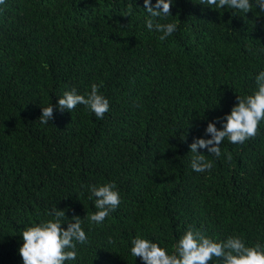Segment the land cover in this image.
Here are the masks:
<instances>
[{"label":"trees","instance_id":"1","mask_svg":"<svg viewBox=\"0 0 264 264\" xmlns=\"http://www.w3.org/2000/svg\"><path fill=\"white\" fill-rule=\"evenodd\" d=\"M170 13L160 22L178 27L162 40L145 25L143 0L0 6V264H23L20 231L54 205L65 210L62 227L78 215L88 236L65 264H144L133 237L172 252L189 227L264 243V120L243 143L225 138L219 157L198 149L213 163L203 173L189 152L208 138L209 120L221 127L216 118L255 89L264 12L173 0ZM93 83L110 101L103 119L77 105L40 122L65 90L85 94ZM109 181L121 203L90 224L86 186Z\"/></svg>","mask_w":264,"mask_h":264},{"label":"clouds","instance_id":"2","mask_svg":"<svg viewBox=\"0 0 264 264\" xmlns=\"http://www.w3.org/2000/svg\"><path fill=\"white\" fill-rule=\"evenodd\" d=\"M6 0H0V6ZM146 13L145 25L149 31L161 33L160 39H166L177 30L174 22H160L171 15L170 7L173 0H143ZM253 3L264 12V0H202V4L214 8H231L247 13ZM160 18V19H156ZM255 89L251 94L237 96V103L229 113L217 117L221 127L209 120L205 128L208 138H195L189 145L191 152L190 167L195 172L203 173L213 167L212 161L206 160L198 149H207V153L215 157L221 156V143L227 138L231 143H243L257 133L264 120V70L255 77ZM77 105H84L98 119H103L110 111L109 98L100 91V85L93 83L91 90L80 94L76 88L65 90L52 103L42 107L39 117L42 124L53 119L54 107L58 110L71 111ZM231 157L229 156V159ZM88 198L93 200L95 211L87 213L90 224L100 225L105 218L121 203V194L115 182L109 181L86 186ZM48 219L25 226L21 231L22 244L19 253L23 264H65L66 261L77 259V243L83 244L88 236L82 227L83 219L73 216L67 222V228L62 227L66 222L65 210L55 205L47 213ZM131 254L144 264H264V243L257 240L248 242L240 235L232 234L224 239L206 235L200 230L189 227L179 236L174 244V251L169 252L154 239L136 235L131 239ZM216 258V259H214Z\"/></svg>","mask_w":264,"mask_h":264}]
</instances>
